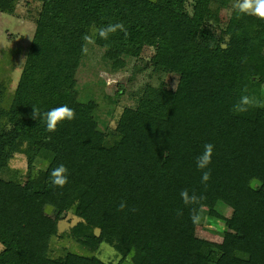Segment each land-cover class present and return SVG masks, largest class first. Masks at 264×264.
Instances as JSON below:
<instances>
[{
    "label": "trees",
    "instance_id": "16d2710c",
    "mask_svg": "<svg viewBox=\"0 0 264 264\" xmlns=\"http://www.w3.org/2000/svg\"><path fill=\"white\" fill-rule=\"evenodd\" d=\"M36 1L10 107L0 86V264H114L96 255L103 243L118 264H264V182L256 179L264 174V108L232 111L244 89L264 94V20L233 11L213 29V3L222 10L232 0ZM18 2L0 0V12L14 15ZM111 23H123L127 37L118 31L90 45L103 50L113 73L136 60L132 76L148 72L149 79L114 130L108 119L100 125L95 98L82 101L78 89L82 37ZM163 75L177 76V84L151 82ZM61 105L76 116L54 133L32 118L33 107L43 114ZM207 143L215 149L205 186L195 158ZM16 155L26 157L25 173L11 168ZM61 163L69 172L63 188L49 175ZM182 189L206 199L185 206ZM201 205L199 220L211 206L208 223L224 224L222 243L197 235L190 207ZM69 212L80 220L69 236L87 256L52 250Z\"/></svg>",
    "mask_w": 264,
    "mask_h": 264
},
{
    "label": "rangeland",
    "instance_id": "374dc122",
    "mask_svg": "<svg viewBox=\"0 0 264 264\" xmlns=\"http://www.w3.org/2000/svg\"><path fill=\"white\" fill-rule=\"evenodd\" d=\"M231 4L221 10L213 3L212 12L208 18V22L213 29L218 30L225 27L233 13V11H229ZM38 9L39 2L36 0H19L14 15L0 12V86L4 83L5 107H10L12 103L23 64L25 63L24 60L35 33V17ZM153 52L152 49L146 51V60L151 58ZM135 63L136 60L130 61L126 73H113L104 58L103 50L94 45H88V52L83 57L78 75L79 97L82 101H86L89 96L95 98L99 111L98 122L102 125L108 119V128L110 130H114L117 127L118 120L124 109L134 104L131 94L137 92L141 85L149 81L148 72H137L135 76H132V69ZM130 78H133V80L129 81ZM259 79H264L262 72H259ZM159 81H167L175 86L177 84V76L163 75L151 80L152 83H158ZM120 87H124L127 93L118 95ZM109 113L113 114L111 119ZM101 128L105 130L103 126ZM11 168L25 173L27 170L26 157L24 155H16L11 161ZM256 179L258 185H261L264 182V174L259 173ZM40 186L42 184H39ZM210 209L211 206L204 207L199 220L197 235L214 243H222L221 234L224 231V224L222 222L208 223L206 218ZM231 213V209H224L226 217H230ZM47 215L54 218L56 213L53 209H50ZM262 217L264 219V214ZM79 221L72 212L67 213L60 221L58 236L52 242V250L57 256L65 253L66 250L84 256L89 255V251L86 248L77 244L69 236L72 227ZM95 233L99 235L100 232L95 230ZM3 248V245L0 244V252L3 251ZM96 255L105 262L114 264L119 262V259H116L114 248L105 243L100 246Z\"/></svg>",
    "mask_w": 264,
    "mask_h": 264
},
{
    "label": "clouds",
    "instance_id": "9594fccd",
    "mask_svg": "<svg viewBox=\"0 0 264 264\" xmlns=\"http://www.w3.org/2000/svg\"><path fill=\"white\" fill-rule=\"evenodd\" d=\"M229 11H235L238 14L254 16L260 20H264V0H233L231 9ZM122 31L127 37L128 33L123 23H111L106 26L100 27L94 30L93 34H85L82 37L84 44L82 45V52H88V45L95 43V36H99L101 39H108L110 35ZM225 47V45H221ZM26 60V59H25ZM24 60V62H25ZM252 108H264V94L260 96L248 94V90L244 89V92L239 96L237 101L232 106V111L236 114L246 113ZM76 113L74 109L67 105H61L54 107L49 111L41 114L37 108L33 107V119H43L46 125V131L54 133L57 131L58 126L65 121H72L75 119ZM215 145L207 143L203 147V151L196 156L195 166L197 170L201 172V182L207 186L211 179L210 165L214 155ZM167 156V153H165ZM50 183L55 187L63 188L69 182L68 168L64 164H59L50 172ZM180 197L185 206L200 205V202L205 200L203 195L196 194L195 191L190 192L188 189H182L180 191ZM127 207L125 201H121L120 210L123 211ZM202 209L197 207H190V216L193 222L199 220V212ZM177 215L182 216V210H177Z\"/></svg>",
    "mask_w": 264,
    "mask_h": 264
}]
</instances>
